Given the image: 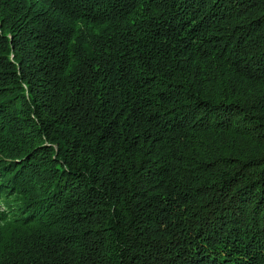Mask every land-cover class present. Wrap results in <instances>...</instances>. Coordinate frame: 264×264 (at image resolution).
Masks as SVG:
<instances>
[{
	"label": "trees",
	"instance_id": "16d2710c",
	"mask_svg": "<svg viewBox=\"0 0 264 264\" xmlns=\"http://www.w3.org/2000/svg\"><path fill=\"white\" fill-rule=\"evenodd\" d=\"M0 264H264V0H0Z\"/></svg>",
	"mask_w": 264,
	"mask_h": 264
}]
</instances>
